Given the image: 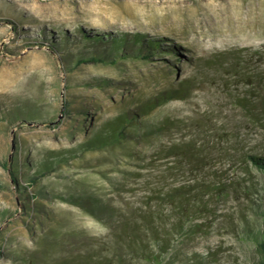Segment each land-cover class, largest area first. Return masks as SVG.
<instances>
[{
	"label": "rangeland",
	"instance_id": "374dc122",
	"mask_svg": "<svg viewBox=\"0 0 264 264\" xmlns=\"http://www.w3.org/2000/svg\"><path fill=\"white\" fill-rule=\"evenodd\" d=\"M82 32L104 40L140 33L177 46L179 56L74 64L86 46L106 44ZM53 40L52 50L46 44ZM187 77L191 84L182 97L142 120L148 126L168 117L201 128L200 134L185 128L165 135L197 140L196 167L164 181L158 180L160 160L141 168L156 150L154 137L80 151L87 136L77 128V112L92 119L85 124L90 135L121 111L122 99L153 98ZM51 150L80 154L44 176L42 189L94 194L131 225L157 211L162 219L155 214V221L169 227L176 221L171 205L148 203V195L152 188L182 187L186 225L198 226L171 236L162 264H258L264 171L250 156L264 158V0H0V163L8 157L36 161L37 153L47 157ZM34 202L38 211L20 212L0 164V264H83L88 256L118 264L117 253L124 264H148L122 249L119 218H94L57 197Z\"/></svg>",
	"mask_w": 264,
	"mask_h": 264
},
{
	"label": "trees",
	"instance_id": "16d2710c",
	"mask_svg": "<svg viewBox=\"0 0 264 264\" xmlns=\"http://www.w3.org/2000/svg\"><path fill=\"white\" fill-rule=\"evenodd\" d=\"M15 29L14 24L11 25ZM82 38L92 40L96 44L106 43L105 46L88 47L86 46V52L70 53L74 55V64L81 63H103L114 64L118 60L124 59L128 56H132L138 59L149 60L155 55H162L164 52L179 56L178 48L174 45L162 46L161 39L148 38L146 35L136 33H120L118 35L111 36L109 39H102L100 36H87L83 32ZM65 39L66 36H64ZM49 41L46 45L50 49H54L56 42ZM64 40L61 41L63 43ZM104 49V50H102ZM97 85H105L107 81L105 79L97 80ZM191 84L189 77L179 80L173 86L167 87V89L160 91V94H156L153 98H147L135 101L133 98L122 99L121 111L109 119H103L100 126L92 131L88 135V130L85 124L91 125L92 119H88L89 116L85 111L77 112L80 114L77 128L82 131L87 138L80 143V151L96 150L111 147L116 144H122L123 142H137L142 140H149L154 137L157 146L156 150L152 152V157L148 159L147 163L140 164L141 168L150 166L156 160H160L163 164V169L160 171L158 180L164 181L168 177L173 178L178 172L183 171L187 166L196 167L200 161L201 146L197 144V140L191 136L187 140H165V135L169 134L173 130L190 129L194 134H200L202 129L191 124L189 120H180L176 122L171 118L164 117L158 122H153L151 125L145 126L142 117L146 116L155 107L164 102L173 99L180 98L188 90ZM69 105H64L63 112L68 113ZM28 114L34 116L37 114L28 112ZM18 115L14 117L17 119ZM72 118V117H69ZM193 134V133H192ZM49 155L43 157L37 153L36 161L30 159V156H26L24 159L17 160L16 157H8L0 164L6 168L10 175L11 181L14 186V192L18 200V208L20 212L28 214L29 211H38V205L34 201L38 197H44L51 200L53 197H57L67 204L76 206L94 218L100 219L101 214L106 215L110 222L121 223V233H117L120 240L123 241V248L130 254H140L143 260L148 264H162L159 256L163 251H166L170 245L171 236L178 232L192 231L196 226L191 227L186 225V217L188 212L186 211V205L188 198L182 187H172L162 190L161 187L157 189H150L148 195V203L153 199H157V204L168 203L172 207V211L175 212L176 221L169 227L161 222L155 221V212H150L149 215L143 216L140 221V226H137V222L132 225L124 218H121L114 208L110 207L108 203L99 199L94 194H65L60 193L54 195L53 192L42 189L38 182L42 180L44 176L50 174L52 171H56L57 167L61 163L73 157L78 156L79 152L71 151L69 154L61 153L57 155L56 151H49ZM250 159L258 165L260 169L264 171V158H257L250 156ZM151 164V165H152ZM147 168V167H146ZM140 171H130V174L141 175ZM37 186V187H36ZM152 186V185H151ZM32 187L28 191V188ZM209 187V186H208ZM264 202V193H263ZM204 205V203H203ZM205 206V205H204ZM201 207V205H200ZM199 207V208H200ZM118 216V217H117ZM156 218L162 219V214H156ZM185 221V222H184ZM136 225V226H135ZM143 232V234L141 233ZM256 250L259 254L258 264H264V231L259 240L256 242ZM116 256V255H115ZM118 264H124L122 255L117 253L115 257ZM69 261L59 262L58 264H69ZM83 264H112L109 259L102 257L100 259H91L89 256L83 260Z\"/></svg>",
	"mask_w": 264,
	"mask_h": 264
}]
</instances>
